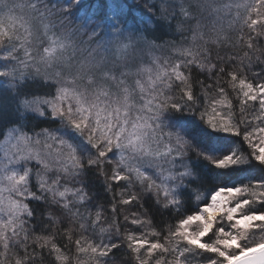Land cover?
<instances>
[{"label": "snow or ice", "instance_id": "obj_1", "mask_svg": "<svg viewBox=\"0 0 264 264\" xmlns=\"http://www.w3.org/2000/svg\"><path fill=\"white\" fill-rule=\"evenodd\" d=\"M157 4L165 19L174 15L169 0ZM69 7L79 10L83 4L69 0ZM233 7L236 15L228 28L235 38L219 21L202 26L205 12L219 16ZM25 8L29 14L17 24L19 18L12 12ZM178 8L175 30L183 33L185 26L195 24L192 43L157 45L139 35L128 37L118 46L125 60L117 69L98 65L94 57L73 63L71 40L80 29L64 17V7L0 0V13L8 12L7 23L0 16V38L12 44L4 58H17L21 75L24 69L39 74L42 67L66 68L55 75L44 73L45 81L54 85L50 99L16 98L18 109L59 119V129L33 134L17 126L0 129V264H264V207H258L264 206V182L218 187L196 214L157 229L143 196L150 194L164 208L179 203L173 192L189 174L186 166L180 170L192 150L189 141L176 134V145L166 154L171 159L156 175L129 165L123 152L121 166L107 170L113 146H119L127 130L128 109L137 101L143 113L156 116L164 110L198 111L212 131L242 137L252 158L264 165V0L227 5L218 0H178ZM92 35L95 32L89 39ZM134 39L142 40L149 53L171 47L174 55L162 63L153 57L152 67L140 68L143 59L135 55ZM208 44L236 51L227 59L217 53L213 62ZM253 66L260 71H253ZM133 68H139L134 86L129 83ZM196 70L207 72L215 83L193 82L188 73ZM198 95L203 96L202 110ZM189 134L199 135V129L192 126ZM241 162L232 153L214 161V166L228 168ZM88 171L102 178L104 191L112 196L107 215L103 206L95 211L89 206L90 192L82 179ZM33 176L38 191L30 187ZM37 201L45 205L39 215L33 206ZM34 223L43 225L39 233ZM255 235L259 243L246 249L243 242Z\"/></svg>", "mask_w": 264, "mask_h": 264}, {"label": "trees", "instance_id": "obj_2", "mask_svg": "<svg viewBox=\"0 0 264 264\" xmlns=\"http://www.w3.org/2000/svg\"><path fill=\"white\" fill-rule=\"evenodd\" d=\"M15 2V0H13ZM237 0H218L220 4H234ZM32 4L44 7H64V17L71 23L72 27H79L80 31L71 40L72 48L69 56L80 60L81 57L86 59L95 58L98 65L106 64L109 68L114 67V63L122 65L125 58L118 50V46L122 40L128 37L135 38L142 36L144 39L157 45H177L186 46L193 41V31L195 24L191 27L185 26L183 33L175 30L176 24L179 22L178 0H169L171 7L169 12L174 15H168L165 19L161 15L157 0H81L83 7L77 10L75 7H69V0H31ZM6 16L7 10L4 11ZM28 9H14L12 15L18 17L16 21L19 24L28 16ZM236 15V9H224L219 16L205 12L202 18V26L210 27L213 23L219 21L223 24L226 34H235L228 28V21ZM219 26V24L217 25ZM91 39L89 36L91 33ZM136 49L135 55L141 56L145 51L142 40H133ZM210 49V58L213 62H217V53L219 56L225 57L234 54L236 49L228 45L219 47L213 44L207 45ZM12 50V44L8 43L0 47V72H11L10 76H0V129L5 127L17 126L21 127L30 134L39 133L41 130L47 129L55 131L60 128L59 119H53L50 116H39L33 112H26L16 107V98H41L50 99V95L54 93V85L45 81L44 73L47 72L55 75L57 72H66L63 64H57L50 68L42 67L40 73L37 74L35 69L31 71L24 69L21 75L18 68L17 58H8L9 52ZM174 55L171 47L156 48L148 53L144 59V67H152V59L155 56L161 59L166 56ZM132 54L128 56L130 61ZM83 60H81V63ZM134 70V69H133ZM253 71L259 72L258 66H253ZM118 75V73H117ZM193 82L206 81L207 83H215V78L208 79L207 72H199L198 70L188 73ZM129 83H133V78H129ZM196 91H201L200 85L195 84ZM197 103L202 110L203 96H197ZM166 122L174 130H179L185 139L189 141L191 149L180 170H184L185 166L189 172L178 185L174 186L173 196L179 201L175 207L164 208L155 203L154 197L150 194L143 196L145 207L149 210L148 214L157 227V229L177 224L182 218L196 214L205 202L210 198L212 192L218 187H238L248 186L255 183L264 182V165L257 163L251 156L250 150L243 141L242 137L233 136L228 133L212 131L199 118L198 111H171L165 113ZM194 126L199 129V135H190L189 128ZM6 130V129H3ZM0 140L3 136L0 135ZM235 153L243 162L235 164L228 168H216L214 161L222 159L224 156ZM3 153L0 152V156ZM205 157H208L207 159ZM30 166L35 167L34 162H30ZM19 171V166H16ZM83 180L90 192L89 206L92 211L97 207L103 206L102 211L107 215L111 210L112 196L104 191L102 178L98 179L96 173L88 171L84 173ZM30 187L38 191L33 176ZM133 189V191H137ZM6 198L9 193L3 194ZM197 196L200 199H197ZM33 206L37 208V214L44 211L45 205L42 202H33ZM264 207V206H258ZM143 210V209H141ZM127 214V213H125ZM123 222V216L120 217ZM107 226V225H105ZM34 231L39 233L42 224H33ZM259 243V236H250L243 242L246 249L254 248ZM203 258L201 257V260Z\"/></svg>", "mask_w": 264, "mask_h": 264}, {"label": "clouds", "instance_id": "obj_3", "mask_svg": "<svg viewBox=\"0 0 264 264\" xmlns=\"http://www.w3.org/2000/svg\"><path fill=\"white\" fill-rule=\"evenodd\" d=\"M0 44L5 45L3 38H0ZM148 53V51H145L141 55L143 62ZM153 57L155 56L150 58L153 59ZM113 63L114 68L119 69L121 67L120 64ZM142 67H144V63L140 65V68ZM133 69L132 84L134 86L139 68ZM181 103L183 102L181 101ZM128 111L130 114L125 118L127 120V130L121 137L119 146H113L114 154L109 157L111 164H109L107 170L111 171L112 168L121 166L118 160L119 154L123 152L129 165L141 169L146 175H156L161 166H167V162L171 159L166 154L171 148L175 147L176 134H182L166 122L164 116L165 113L171 112L170 110L161 111L159 116L150 115L141 111V105L137 101L135 106L129 108ZM88 155L89 153H85V157ZM128 171L130 169L126 168L125 173Z\"/></svg>", "mask_w": 264, "mask_h": 264}, {"label": "rangeland", "instance_id": "obj_4", "mask_svg": "<svg viewBox=\"0 0 264 264\" xmlns=\"http://www.w3.org/2000/svg\"><path fill=\"white\" fill-rule=\"evenodd\" d=\"M0 16H3V17L5 18V23L8 22V21H7V16H6L5 12L0 13Z\"/></svg>", "mask_w": 264, "mask_h": 264}]
</instances>
